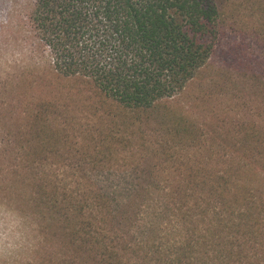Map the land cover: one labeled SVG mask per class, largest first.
<instances>
[{
	"label": "trees",
	"instance_id": "trees-1",
	"mask_svg": "<svg viewBox=\"0 0 264 264\" xmlns=\"http://www.w3.org/2000/svg\"><path fill=\"white\" fill-rule=\"evenodd\" d=\"M254 3L264 16V0ZM224 8L225 0H34L32 47L49 73L33 89L51 95H14L5 105L21 108L19 163L58 242L42 264H264V126L239 121L231 145L189 156L171 144L197 146L199 134L163 103L213 53ZM53 74L90 82L121 122L109 113L69 131L74 120L55 97ZM144 113L147 123L150 113L161 118V143L147 139ZM119 156L132 165L122 186L85 171H109Z\"/></svg>",
	"mask_w": 264,
	"mask_h": 264
},
{
	"label": "rangeland",
	"instance_id": "rangeland-1",
	"mask_svg": "<svg viewBox=\"0 0 264 264\" xmlns=\"http://www.w3.org/2000/svg\"><path fill=\"white\" fill-rule=\"evenodd\" d=\"M254 1L225 0L213 53L179 94L163 102L171 114L189 119L199 134L197 146L171 144L182 154L199 157L206 146L217 148L223 142L231 145L239 137L238 129L242 128L239 121L264 126V28L260 27L264 16L255 9ZM33 2L0 0V264H42L47 252H54L58 247L57 240L52 239L46 229L43 206H36L32 175L19 163L25 157L21 146L25 143L22 132L26 124L16 113L21 114V108L16 103L12 108L5 105L14 95L26 97L25 100L33 95H51L43 88L33 89V84L40 83L49 73L46 55L32 47L29 15ZM49 77L59 104L67 102L66 111L74 120L69 131L84 130L86 122L95 125L96 117L107 120L109 113L121 122L118 110H112L84 78H63L54 74ZM28 80L33 82H26ZM145 116L146 113L140 116L139 122L146 121ZM126 118L135 123L138 120L136 114ZM148 119L142 126L147 139L161 143L162 136L167 137L161 134V118L150 113ZM138 135L134 138H139ZM224 150L222 155L232 154ZM60 155L79 154L61 151ZM126 160L119 156L109 163L112 168L109 171H85L104 186L119 187L125 181L121 175L132 169ZM38 170V175L44 171L43 167Z\"/></svg>",
	"mask_w": 264,
	"mask_h": 264
}]
</instances>
